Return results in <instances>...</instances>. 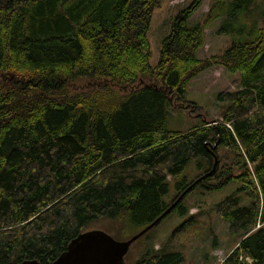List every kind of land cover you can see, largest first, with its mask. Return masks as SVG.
Segmentation results:
<instances>
[{
	"label": "trees",
	"instance_id": "1",
	"mask_svg": "<svg viewBox=\"0 0 264 264\" xmlns=\"http://www.w3.org/2000/svg\"><path fill=\"white\" fill-rule=\"evenodd\" d=\"M159 2L0 0V264H50L103 220L142 229L168 207L167 177L179 179L193 160L207 173L214 156L218 166L195 186L214 193L235 181L247 200L231 196L216 208L240 237L219 264H264V0H213L191 25L203 2L192 0L171 19L152 65ZM217 20L229 44L199 59L204 29ZM217 65L239 75L238 90L217 96L227 104L222 120L169 131L168 109ZM175 210L188 215L182 202ZM124 261L182 264L183 255L143 246Z\"/></svg>",
	"mask_w": 264,
	"mask_h": 264
},
{
	"label": "rangeland",
	"instance_id": "2",
	"mask_svg": "<svg viewBox=\"0 0 264 264\" xmlns=\"http://www.w3.org/2000/svg\"><path fill=\"white\" fill-rule=\"evenodd\" d=\"M191 1L160 0L158 7L153 10L148 32L152 65L158 59L160 42L169 31L171 19ZM212 2L213 0H203L199 9L190 18L191 25L203 19ZM219 24L220 20H217L204 29V46L197 52L199 59L204 60L220 54L229 44L228 36L217 33ZM87 84L89 83L82 82L79 86L84 89ZM238 89V74H231L219 65L207 68L189 81L185 93L186 103H174V106L168 109L166 128L169 131L186 132L202 123L216 124L222 120V109L227 105L218 101V94ZM200 162L191 161L177 180L167 177L169 190L164 201L168 206L184 192L182 188L177 189V185L183 179L189 186L205 174L203 169L197 167ZM231 196L239 197L243 204L247 203L239 184L235 181H230L222 190L214 193L194 186L180 201L188 208V215L181 216L176 210L170 212L142 237L143 239L131 245L128 251L129 263L137 259L143 246H150L161 254L171 251L174 247L180 249L183 255L182 264H219L237 247L240 240L238 235L232 236L228 233L227 225L216 213L217 206ZM189 219L193 220L194 226L178 233L179 226ZM91 229L101 230L116 240H126L139 231L129 224L128 219L99 221Z\"/></svg>",
	"mask_w": 264,
	"mask_h": 264
},
{
	"label": "water",
	"instance_id": "3",
	"mask_svg": "<svg viewBox=\"0 0 264 264\" xmlns=\"http://www.w3.org/2000/svg\"><path fill=\"white\" fill-rule=\"evenodd\" d=\"M209 146L211 150H214L216 143ZM217 164L218 159L214 156L213 166L210 171L189 185L156 220L140 229L128 239L116 240L101 230H86L72 239L66 249L50 264H125L124 257L128 253L131 245L164 219L198 182L210 176L214 172ZM18 264L41 263L36 260H24Z\"/></svg>",
	"mask_w": 264,
	"mask_h": 264
}]
</instances>
